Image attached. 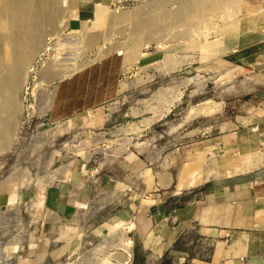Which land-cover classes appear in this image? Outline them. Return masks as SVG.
I'll use <instances>...</instances> for the list:
<instances>
[{
    "label": "rangeland",
    "instance_id": "rangeland-1",
    "mask_svg": "<svg viewBox=\"0 0 264 264\" xmlns=\"http://www.w3.org/2000/svg\"><path fill=\"white\" fill-rule=\"evenodd\" d=\"M60 1L65 11L57 24L45 28L44 38L51 36L24 84L19 129L13 127L0 146V264H121L116 253L130 220L136 225L127 232L133 251L128 264H193V258L207 253L201 241L186 245L183 240L172 249L162 239L145 242L153 230L149 208L189 198L203 182L177 187L197 157L205 154L203 166L218 160L227 168L248 151L247 141L264 156V67L234 58L240 40L264 34V0H237L236 8L205 12L197 23L188 21L190 13H178L187 0ZM160 2L164 5L158 8ZM106 8L141 14L137 21L103 22ZM139 22L144 35L151 31L149 41L133 35ZM95 29L92 43L76 39ZM108 42L114 49L99 56ZM55 54L61 62L89 57L81 69H97L117 55L103 64L106 85L97 96H111L118 85L111 70L122 61L121 94L99 110L53 116L57 81L64 76L35 95L33 85ZM206 100L216 103L214 113L189 114ZM263 165L264 160L242 172ZM232 174L211 173L208 179ZM64 180L76 187L71 212L57 215L45 200L43 207L33 206Z\"/></svg>",
    "mask_w": 264,
    "mask_h": 264
},
{
    "label": "crops",
    "instance_id": "crops-1",
    "mask_svg": "<svg viewBox=\"0 0 264 264\" xmlns=\"http://www.w3.org/2000/svg\"><path fill=\"white\" fill-rule=\"evenodd\" d=\"M113 58L101 61L97 69L85 67L60 78L51 107L53 116L63 118L90 108L99 110L107 100L119 96L122 61L111 70V77L118 78L111 96H97L106 85L103 64ZM234 58L243 64L260 63L264 67V34L255 41L240 40ZM75 192V184L64 180L48 189L44 200L57 215L65 216L75 208L71 200ZM149 212L154 232L169 248L183 240L186 245L201 241L203 251L208 247L201 258H193V264H264V165L253 171L207 179L183 203L155 205Z\"/></svg>",
    "mask_w": 264,
    "mask_h": 264
},
{
    "label": "bare ground",
    "instance_id": "bare-ground-1",
    "mask_svg": "<svg viewBox=\"0 0 264 264\" xmlns=\"http://www.w3.org/2000/svg\"><path fill=\"white\" fill-rule=\"evenodd\" d=\"M187 1L188 2L179 6L180 8L178 13H190L188 15L190 17V20L188 21L193 20V22L195 21L196 23L200 22L201 17H203L205 12H211L213 9L216 10L217 8H223L226 5L235 6L236 8L238 4L237 0ZM60 2V0H0V146L1 144L8 141L9 134L13 133H11L13 127L16 130L19 129L18 126L20 125L25 112L24 84L28 81L29 75L33 70V63L36 59V55L38 54V50L45 43V39H49L47 37L51 36L49 35L44 38L45 28L48 25L57 24L61 20V13L65 11V9L61 7ZM163 5L164 2H160L156 6H159L158 8H161ZM140 14L141 11L139 10L130 11L128 9V11L126 10L117 13L115 11H112L111 9L106 8V10H104L100 14V17L103 22L110 21L112 23H124V21L131 22V20H134L135 18L140 16ZM83 24L85 25L87 23L83 22ZM142 27L143 25L140 22L136 23L133 35L138 41H149L151 39V31L149 33L145 29L147 34L144 35V33L142 32ZM197 32L196 34H198ZM97 33L98 32L96 29L93 31H87L85 34L81 33L83 37L80 36L76 39H78L79 42L81 41V43L84 42L88 45L93 42ZM71 36L73 37V35ZM113 45L114 44H110L108 42L100 46L99 56H101L103 53L111 52L114 49ZM77 46L79 47V44ZM60 54H55L53 58L55 59L54 62H50L48 67L43 68V70L40 72V75L37 77L33 85L34 95L38 92L40 88L44 89L45 91L47 82L51 83L54 79L58 77L65 75L67 76L68 74L76 72L77 70L87 65L88 61L90 60V58L86 56V59L74 57L70 62H61ZM56 61L58 63H56ZM211 105L212 104H209V101L206 100L198 106H193L190 110L188 109L189 114L194 113L198 115H210L214 113L213 111H215V109L213 110L214 106L212 105L213 107H211ZM32 108V111H36L35 105ZM4 110H8L6 114H4ZM247 142L246 146L248 147V151L241 156V160H236L235 162L231 163L230 166L227 168H223V164L218 160H214L211 166H203L201 161L204 160L202 159V157L205 158V154L201 156L200 159L197 157L193 164H191L193 161H190L187 170L182 174V177L180 178V184L177 188L183 189L184 187L198 185L207 180L211 173L214 175H221L225 173L232 174L245 170H251V168L255 166L257 167V164L259 162H263L264 160L263 152H261L260 150H252L253 148H256L253 147L251 143ZM263 142L264 139H262V142L260 143ZM36 205H40L41 207H43L45 205L44 199L41 202H38V200L34 202L33 206ZM135 225V222L133 220H130L125 223V226H123L124 233L121 241L122 247L116 253L117 257L121 261V264H128L132 259V239L129 238L127 232L134 228ZM158 235L154 232V230L150 231L148 234L149 241L145 240V242H147V244L149 242L160 243L162 240L158 237ZM160 254L161 250L158 251L159 256Z\"/></svg>",
    "mask_w": 264,
    "mask_h": 264
},
{
    "label": "built area",
    "instance_id": "built-area-1",
    "mask_svg": "<svg viewBox=\"0 0 264 264\" xmlns=\"http://www.w3.org/2000/svg\"><path fill=\"white\" fill-rule=\"evenodd\" d=\"M118 54H121V53L118 52Z\"/></svg>",
    "mask_w": 264,
    "mask_h": 264
}]
</instances>
